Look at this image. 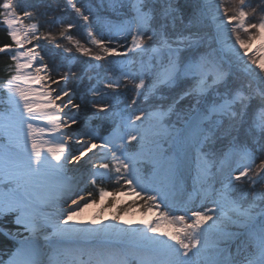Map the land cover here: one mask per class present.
<instances>
[{
	"label": "snow or ice",
	"instance_id": "1",
	"mask_svg": "<svg viewBox=\"0 0 264 264\" xmlns=\"http://www.w3.org/2000/svg\"><path fill=\"white\" fill-rule=\"evenodd\" d=\"M40 2L4 0L0 4V23L5 26L10 41L0 46V55L7 56L11 62L3 89L15 115L18 149L0 158V180L15 185L0 195V218L15 214L14 223L28 233L9 264H38L37 238L50 222V214L42 213L40 205L58 208L60 214L52 225L56 236L67 238L104 232L139 237L146 250L141 264H193V256L199 257L210 248L215 253L204 255V264H264V192L255 191L256 185L264 182V158H260L264 157V79L257 76V87L253 89L249 84L246 90L242 84L233 83L231 67L225 66L224 58L215 53L196 55L203 42L201 29L210 18L228 53L242 62L235 45L227 44L228 26H231L235 44L244 56L251 52V64L264 73V0L255 7L246 0H233L232 8L221 7L226 0H220V4L216 0H99L100 9L107 5L108 10L125 17L118 24L106 23L102 16L93 14L91 7H83L88 0L79 6L67 0V6L61 11L70 7L77 19L67 22L60 37L72 42L81 56L88 57L87 61H81L86 67L78 78L82 81L85 73H91L90 81L96 79L97 85L103 83V89L109 90L91 86L79 101L76 87L69 86L71 77L76 75L71 62L77 58L71 56V48L56 42L51 33L40 31L37 18L47 15L48 10L55 11L54 4H46V11L38 13ZM257 13L258 21L249 19ZM26 20L37 22L25 25ZM56 23L64 21L53 17L52 24ZM74 28L83 29L88 43L100 51L93 53L79 40L74 41L69 34ZM103 28L108 30L107 39ZM241 32L247 34V39L241 37ZM112 35L125 39L130 36L131 46H122L125 51L110 47ZM41 40L53 42V47L62 54L46 49L38 43ZM255 41L261 44L253 52ZM184 52L190 55L182 57ZM129 53L141 56L139 72L125 71V64L107 60L127 57ZM50 56L51 62H46ZM144 56L149 58L147 67ZM100 61H106L107 66ZM153 61L162 70L146 85L145 76L154 66ZM117 67L119 75H115ZM244 67L252 74L246 64ZM101 71L107 78L101 79ZM181 76L198 78L196 87L176 92ZM128 83L134 88L131 105L117 110L120 89ZM89 95L93 98L89 99ZM153 98H157L159 106ZM185 98L194 99L195 104L179 115V106ZM141 99L152 103L153 110L140 108ZM254 106L259 111L250 119ZM170 114H178L179 126L173 129L164 127V120ZM93 120H111L116 127L109 135L101 136L90 126ZM145 121L153 122L151 136L145 130ZM3 131L12 138L7 125ZM163 137H170L176 144L172 155H165L160 143ZM133 141L140 144V150H129L128 145ZM146 142L154 148L145 151ZM193 152L197 180L201 184L207 182L217 162L221 174L228 169L222 180L221 198L212 200L211 207L196 206L191 199L178 206L168 195V189L174 186L175 177ZM145 163L153 168L148 179L142 173ZM68 164L74 169L84 168L82 178L94 187L101 185L97 188L99 201L92 192L87 193L90 199H86L83 192L69 185H60L55 196L41 197L37 178L60 176L68 170ZM107 182H114L118 188L105 190L102 185ZM244 183L251 186L252 199L248 200L246 194L242 202L229 199L227 191L242 192L238 185ZM201 191V198L207 200L209 190L202 188ZM109 196L112 200L107 211L112 213L111 219L128 227L98 226L99 214L93 217L88 228L69 223H82L78 220L82 212L93 205H102ZM122 196L133 197L128 208L140 211L144 218L135 223L124 219L120 213H129L117 207ZM68 200L75 207L65 213L63 206ZM225 219L237 230H225L221 226ZM211 232L218 234V239L212 242L208 239ZM43 238L48 240L49 236L44 234ZM221 241L229 246L234 244L235 254L225 256ZM96 264L122 262L111 255L97 254Z\"/></svg>",
	"mask_w": 264,
	"mask_h": 264
},
{
	"label": "rangeland",
	"instance_id": "2",
	"mask_svg": "<svg viewBox=\"0 0 264 264\" xmlns=\"http://www.w3.org/2000/svg\"><path fill=\"white\" fill-rule=\"evenodd\" d=\"M64 2L67 6V0H64ZM73 2L78 3V6L83 4V0H73ZM81 2H82V4H81ZM252 2L255 6H257L260 3V0H252ZM216 3L220 4V0H216ZM246 3L249 4L248 2H246ZM234 6L235 5L233 3V0H226V3L221 5V7H226V8H232ZM86 7H91L94 15L98 14V10L100 9L99 8V0H97V2L95 4L92 3L91 0H88ZM67 9L74 12L70 7H68ZM82 10H83V8H82ZM45 11H46L45 6H42V3H39L38 7H37V12L42 13ZM51 15H53V14H51ZM53 17L43 15V16H39L37 18L38 23L40 25V31L44 32V33H51L53 36H55L57 38L56 42L60 43L63 47H68V48L72 49L71 56L75 57L77 59L72 61L71 63L73 64L75 62L77 65L78 61L80 62L79 71L81 74L82 70L86 67V65L82 64L81 61H87L88 57L81 56L76 51V49L73 47L72 42H70L67 39H63L60 37V33L67 26V22L77 19L76 14H75V17H74V15L69 16L67 14L65 16H62L61 18L64 21V23H62V24L61 23L52 24ZM221 18H223V13H221ZM103 19L106 23H111V24L120 23V21H115L112 18H103ZM249 19L253 20L254 22L258 21L259 20V13L255 16H250ZM37 20H26V21H24V24L28 25V24H31L33 22H37ZM77 22L82 23L81 21H78V20H77ZM100 27H102V25H100ZM228 28H229L228 38H230V39H228L227 44L228 45H235V49L237 51H239L240 57H242V62L238 61L234 55H231L228 53V49H227L225 43L220 38H218L215 24L212 23L210 18L207 21H205V24L201 29V35L203 37V42L200 45L199 50L196 53V55H197V57H199L200 55H205L208 53H215L216 56H220V57L224 58L225 59V66L231 67V72H232L231 79H232L233 83L238 84V85L242 84L246 90L248 88V85L250 84L251 87L253 89H255L257 87V76L260 79H264V73H261L260 70L255 65L251 64V61L249 59V57L252 55L251 52L248 54V56H244L243 50H240L239 46L235 44V36L231 33V26H228ZM179 30H180V27L178 26L177 31H179ZM103 31L108 33L107 28H103ZM69 34L72 35L74 41L79 40L86 47L91 48L93 53H97L100 51L98 48L96 49V47L94 45H91L90 43H88V38L86 36V32L83 29L74 28L71 30V32ZM104 35H105V33H104ZM240 35L243 39H247V34L241 32ZM111 37H119L120 38L123 36L112 35ZM38 43L45 46L46 49H49V50L55 49L53 47V42H51V41L41 40ZM260 44H261L260 41L253 42L252 51L254 52L257 48H259ZM110 45H112V47H114L115 44L111 43ZM115 46H117V48L121 49L123 45L121 44V45H115ZM127 46L128 47L131 46V38H130L129 44ZM124 49L126 50L125 47H124ZM55 50L61 52L60 49H55ZM189 55L190 54L187 52L182 53V57L189 56ZM143 59L145 62V66L147 67V61L149 59L148 56H144ZM107 60H111L117 64H120V63L125 64L126 65V67L124 69L125 71L135 73V72H139L141 70V56L136 55L134 53H129L127 57H125V56L108 57ZM46 62H51V56L49 57V61H46ZM91 63L96 64L95 61H91ZM99 63L101 65L107 66L106 61H100ZM152 63L154 66L151 67L148 75L145 76L146 85H150L155 80V76H156L157 71L162 70L160 68V65L157 64L156 61H153ZM163 63H166V61H163ZM245 64L247 65L248 68H250L252 70V74H249V72L245 69V67H244ZM76 72H77V70H76ZM89 75H91V73H85L82 81L77 77V73H76V75H74V77L73 76L71 77L72 83L69 86L72 87V85H73L76 87L77 101L80 100L81 95L85 94L87 92V89L91 86H98L103 91H109L107 89H103V83H99L97 85L96 79H92L90 81L88 79ZM115 75H119V68L118 67L115 69ZM115 75H113L111 78L114 79ZM105 78H107V77H105L103 71H101V79H105ZM197 79L198 78L181 76V78L177 81L176 92H179L181 90H186L189 88H195L196 83H197ZM122 84H124L123 81H122ZM124 90L129 92V96H126L123 94L121 95L123 97L126 96L127 98H126V101H122V100L119 101L117 110L124 108L126 105H131L130 99L134 95L133 85L131 83H128L127 86L124 88ZM120 93H121V90H120L119 94ZM173 94H175V93H173ZM88 98L92 99L93 97L89 95ZM153 99L156 100V106H159V101L157 100V98H153ZM6 100H7V92L4 91V89H2V91H0V114L4 113L6 111V108L8 105ZM190 104H195V100L192 98H185V100L182 101L180 106H179L178 114L183 115L185 112H187ZM132 107H135V106H132ZM139 107L147 109L149 111L153 110V104L145 102L143 99H141ZM129 110H131V108H129ZM258 111H259L258 106H254L253 110L249 113L250 119H254L255 115ZM178 114H170L169 116H167L164 120V127H167L169 129H173L174 127H178L179 126V125H177ZM102 122L105 123V126L107 128H100V126L98 124L102 123ZM90 126L98 133V135L107 136L116 127V124L111 120H109V121L93 120L91 122ZM144 126H145V130H146L147 134L149 136H151V132L153 130V127H152L153 122L152 121H145ZM162 140L164 141V143L161 142ZM118 143H119V141H117V144ZM160 143H161V146H162V149H163L165 155H172L173 151L176 150V144L174 143V141H172V139L170 137L161 138ZM150 144L151 143H147V142L145 143V151H150L154 148V146L151 147ZM128 148L130 151L135 152V151L140 150V144L133 141L132 144L128 145ZM225 150H226V148H225ZM260 158H264V157H260ZM257 163H259V158L257 159ZM145 164H147V166ZM145 164L142 165V173H143V176L145 177V179H148L152 175L153 168H152V165L150 163H145ZM218 167H219V163L217 162V165L215 167L211 168L210 175H209L207 182L201 184L197 180L198 167H197L196 156H195V153L193 152L191 154L190 159H189L188 163L186 164V166L180 170L181 171L180 175L182 176V181L179 182V181L175 180L174 186L171 187L170 190H168V195H169L171 201L174 204L179 206V205L186 204L191 199L194 201L196 206L200 205L201 197L203 194L201 191L202 188L208 189L209 191H211V193L213 192L209 196L210 201H212L214 199H220L221 193L224 191V185L222 183V180H224V175H226L228 169L226 168L225 173L221 174L218 171ZM75 176L76 175H74L73 177H75ZM56 183L58 184V186L67 185L66 182L60 181V180H57ZM233 183L235 184L237 182L233 181ZM0 184L3 185L2 183H0ZM99 186H101V185L97 184V186L94 187L92 184L88 183L86 179H84L83 182L78 187H76V189L78 192H83L86 196V199H90L87 197V193L92 192L94 194V198L97 199V201H99V196H98V191H97V188ZM102 186L103 187L104 186H111L114 190L116 188H118V185H116L114 182H107V183L103 184ZM238 187L240 189H242V192L241 191H231V190L227 191L226 195L228 196L229 199H235V200H239L242 202L244 194L247 195L248 200L252 199V196H251L252 188L250 185H248L247 183H244V184L238 185ZM255 191L256 192H264V182L257 184L255 187ZM53 193H54L53 196H55L57 194V191H55ZM111 200H112V197H110V196L105 197L104 203L102 205H99V206L93 205L94 209H98L100 211L101 218H105L108 215L112 216V213L108 214V211H107L109 202ZM132 201H133V197L122 196V197H120V203L117 205L118 208H124L129 213L128 215H124L123 212L120 213V215L123 216V218H126L127 220H129V218H131L133 215L141 214L140 211H136V210L133 214H130V210H134V209L128 208V205L131 204ZM138 203H142V201H138ZM225 204H226V202H225ZM189 206H191V205H189ZM101 208H103L105 211L101 212ZM130 215H132V216H130ZM6 216L12 217L14 219L15 214H9ZM3 217H5V216H3ZM2 218H0V220ZM112 222L113 223H120L118 220H116V221L112 220ZM17 226H18L17 232L22 237L18 238L15 241L12 252L6 258V260L1 261L0 264H7L8 259L12 257V255L14 254V252L16 250V247H18L17 245L20 243L21 240H24L25 237H27V235H28V233H26L21 226H19V225H17ZM126 227H128V226L126 225ZM45 228H47V226H45L44 229ZM18 234L14 233L15 236ZM39 249H45V246H40ZM73 249H76V251L79 249V251L82 254L81 255L75 254L72 256L65 257L63 255L65 253V251L60 250L59 256L57 258V262L55 264H95L92 257L87 254L86 249H84L83 247H80V246H77V247L75 246V247H73ZM56 252L57 251H55L54 254H56ZM125 253H127L126 247L119 246V247H117L114 256L117 257V259L120 260L122 262V264H135L133 260L127 259L124 257ZM52 254H53V251H51V255ZM200 258H201L200 256L199 257L193 256L192 257L193 264H200V262H199Z\"/></svg>",
	"mask_w": 264,
	"mask_h": 264
},
{
	"label": "bare ground",
	"instance_id": "3",
	"mask_svg": "<svg viewBox=\"0 0 264 264\" xmlns=\"http://www.w3.org/2000/svg\"><path fill=\"white\" fill-rule=\"evenodd\" d=\"M5 125L9 127V132L12 134L11 139L9 138V136L4 134L3 128ZM15 135H16L15 115L12 112L10 105L8 104L6 111L0 114V158L4 157L9 152H16L18 150L15 147ZM161 142L164 143L163 140ZM150 146L152 147L154 145L150 144ZM81 163H83V161ZM145 165L147 166V164ZM67 169L68 170L64 172L63 174H61L60 176H45V177L37 178L38 180L37 191H39L41 197H44L46 195L53 196L54 194L53 192L57 191L59 187L58 184L56 183L57 180L64 181L66 182L67 185L72 186L75 189L83 182L84 179L82 178V176L85 171L84 168L74 169L72 164H68ZM180 174H181V171L175 177L176 181H179V182L182 181V176ZM74 175L76 176L73 177ZM0 183L3 184V185L0 184V195L8 193L9 188L15 187V185L9 184L7 181L0 180ZM170 188L168 190H170ZM212 193L211 191H208V199L203 200L201 198L200 205L206 204V206L211 207L212 201L209 200V196ZM80 203L82 206L84 202L81 201ZM200 205H197V206H200ZM63 207H64V212L66 213L70 207H75V206L71 205V201L68 200L67 203L64 204ZM39 210L44 214H50V222L47 225V228L43 230V233L40 234L37 238L39 248L40 246H45V249L38 248V252H37L38 264H55L57 262V258L59 256L60 250L65 251V253L63 254L65 257L72 256L75 254L81 255L82 253L79 251V249L77 251L76 249H73V247L75 246L76 247L80 246L86 249L87 254L92 257L95 264H96L97 254H105V255L114 256L116 249L119 246L126 247L127 253H125L124 257L127 259L133 260L135 264H141L142 258L146 254V250L142 247L139 237H136V236L115 235V234L108 235V234H105L104 232H101L99 235H91V236L77 235V236H72V237H67V238L53 235L54 228L52 225L56 223L58 216L60 214L58 208L55 205H40ZM134 212L135 210H130V214H133ZM97 214L100 215V211L98 209H94L93 207L87 208L82 212L81 216L78 218V220L81 221L82 223H79V224H75L74 222H69V223L74 224V226L76 227L88 228L90 226L91 220ZM108 214H110V212H108ZM142 218H144L142 214H137L129 218V221H132L135 223V222H139ZM103 224H115L117 228L126 227V225H122L121 223H113L110 215L106 216L105 218H101L98 226L103 225ZM136 226H139V225L136 224ZM221 226L227 231L237 230L235 226L232 225L226 219L223 221ZM44 234H47L49 236L48 240H45L43 238ZM208 239L210 242L215 241L218 239V234L215 232H211L209 233ZM17 246L18 247H16V250L20 247V243ZM220 247L226 249L224 253L225 256L229 255V253L235 254L234 244L229 246L227 242L221 241ZM51 251H53V254L55 253V251L57 252L56 254L51 255ZM214 253H215V250L211 248L208 249L207 253H202L200 256L201 258L199 260L200 264H204V260H203L204 255H214ZM12 258H13V255L11 258L8 259L7 264H9Z\"/></svg>",
	"mask_w": 264,
	"mask_h": 264
},
{
	"label": "trees",
	"instance_id": "4",
	"mask_svg": "<svg viewBox=\"0 0 264 264\" xmlns=\"http://www.w3.org/2000/svg\"><path fill=\"white\" fill-rule=\"evenodd\" d=\"M3 2H4V0H0V4H2ZM33 2L36 3L37 0H33ZM91 2H92V0H91ZM96 2H97V0H95V3ZM246 2H248L251 6L255 7L252 0H246ZM40 3H42V6H45L46 4H54L55 5V11L48 10L47 16H49V17H53V16L58 17L59 16V18H61L62 16H65L66 14L69 16L74 15V17H75V13L68 10V9H67V11H64V12L61 11V8L66 6L64 0H42V2H40ZM81 4H82V2H81ZM83 7H86V5H83ZM51 14H53V15H51ZM98 14L100 16H102L103 18H112L115 21H121L122 18L123 19L125 18L122 14L117 15V14L113 13L111 10H108L106 5H105L104 9L98 10ZM104 33H105V38L107 39L108 33H106L105 31H104ZM130 38H131L130 36L127 39H125L124 37H120V38L119 37H111V40H112V43H114L115 45H121L122 44L123 46H127L129 44ZM117 41H118V43H117ZM6 43H10V41L7 37L5 27L2 25V23H0V46L4 45ZM115 45H114V47H117ZM109 46L112 47V45H109ZM50 50H52L56 53L62 54L60 51H56L55 49H50ZM120 50L125 51L124 47H122ZM10 63L11 62L7 58V56L0 55V91H2V89H3L4 82L8 79V68H7V66ZM72 67H73V71L75 73H77V77H79V75H80V71H79L80 62L78 61L77 65L74 62L72 64ZM76 70H77V72H76ZM124 88L125 87H122V89H120L121 93L119 94V101L120 100L126 101V98H127L126 96H129V92L125 91ZM122 94L126 95V96H124L125 98L123 96H121ZM130 101H131V99H130ZM98 125L100 126V128H107L105 126L104 122L99 123ZM104 188L107 191H113L114 190L111 186H104ZM17 231H18V226L14 223V219L12 217L5 216L0 220V263H1V261L6 260V258L12 252L15 241L18 238L22 237L20 234H18ZM14 233L18 234L19 236L18 235L15 236Z\"/></svg>",
	"mask_w": 264,
	"mask_h": 264
}]
</instances>
